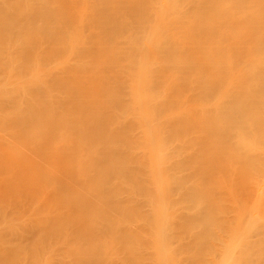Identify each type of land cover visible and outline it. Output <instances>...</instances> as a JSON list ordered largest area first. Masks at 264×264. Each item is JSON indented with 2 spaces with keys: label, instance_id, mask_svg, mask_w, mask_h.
Instances as JSON below:
<instances>
[{
  "label": "bare ground",
  "instance_id": "bare-ground-1",
  "mask_svg": "<svg viewBox=\"0 0 264 264\" xmlns=\"http://www.w3.org/2000/svg\"><path fill=\"white\" fill-rule=\"evenodd\" d=\"M262 176L264 0H0V264H264Z\"/></svg>",
  "mask_w": 264,
  "mask_h": 264
},
{
  "label": "rangeland",
  "instance_id": "rangeland-1",
  "mask_svg": "<svg viewBox=\"0 0 264 264\" xmlns=\"http://www.w3.org/2000/svg\"><path fill=\"white\" fill-rule=\"evenodd\" d=\"M245 145L248 147V148H252V149H255V150H259V151H263V147H258L253 141H251V140H248V141H246V143H245ZM255 172H256V168L255 167H252L251 169H250V175H253V174H255ZM263 181L264 180V176H262V177H260V179H259V181ZM222 185H224V183L222 184ZM253 199V200H252ZM251 200H252V202H251ZM254 200H255V197L253 198V197H249L247 200H246V203H250V204H253V202H254ZM231 216V215H230ZM232 218H234L235 216H231ZM249 217V216H248ZM246 221H248V218H247V220ZM151 253L149 254V257H151V256H160V255H162V256H169L171 259H179V258H182V257H184L185 256V252H182V251H179L178 249H177V245L176 244H170V245H168V246H166V247H162V248H160V249H158V250H153V251H150ZM205 259V257H204V255L202 254V253H198L197 254V260L196 261H194V262H192V263H194V264H196V263H199V264H206V262H204V263H201V261L202 260H204ZM220 264H226V261H222V262H220Z\"/></svg>",
  "mask_w": 264,
  "mask_h": 264
}]
</instances>
